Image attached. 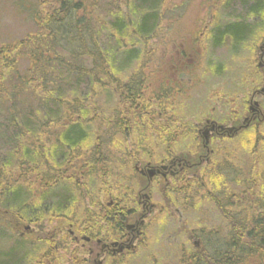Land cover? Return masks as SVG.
<instances>
[{
  "label": "rangeland",
  "instance_id": "374dc122",
  "mask_svg": "<svg viewBox=\"0 0 264 264\" xmlns=\"http://www.w3.org/2000/svg\"><path fill=\"white\" fill-rule=\"evenodd\" d=\"M122 1L125 2H120V7L124 8L126 18L132 17L129 19L132 23L127 25H138L137 23L141 21L143 15L133 14L130 11L134 0ZM249 1L251 0H222L220 2L166 0L165 5L160 8L165 10L161 14L166 22L165 24L162 23L161 26L169 28L170 32L165 34L163 38L160 35L159 27L154 30L150 29L149 32L152 31L148 32L149 34L146 36L160 35L157 42L149 41L147 43V39L143 40L140 37L141 41H137V43L142 45V51L139 54L141 57L138 61H131V64L125 58L126 47L131 46L130 40L139 39H130L126 33L127 28L121 32L111 33L109 39H106L104 32L105 37L103 36L100 40L96 52L101 51L100 53H103V50L105 55L104 53L103 55L100 54L93 63L106 64V60H109L117 72L116 83H125L131 75L135 76V68L147 69L157 64L156 75L146 71L148 75H141L139 80L141 82L142 79V83H150V86L142 85L145 87L143 90L146 95L153 98V106L146 110L152 117L155 115L156 118H162L160 114L158 117V112L162 108L158 100L162 98L165 92H168L172 100L169 97L164 98V105L168 106L166 113L171 115L170 119L176 115V119L173 124L171 120L166 124L160 119L127 120L128 126L123 128L124 131H121L117 127V121L112 126L108 124L109 121L101 120L121 118L120 115H117V112L120 111V106H118L119 95L117 92L111 95L109 90L101 91L96 99L95 108L99 117L89 119L88 142L86 141V145L85 143L80 144L79 148V161L76 165L82 163L84 166L77 167L81 169L78 172H76V165L72 171L67 169V173H71L72 177V179H68L59 172V169L66 165L68 147L62 148L56 137L60 134L58 131L61 125L68 123L67 106L63 105V99L70 101L74 98L72 94L74 95L75 92L77 94L80 90L77 89V80L78 74L81 72L66 68L71 67V54L73 52L76 55L80 54L83 49L73 51L74 47L69 46L71 48L69 49L57 41L51 44L54 53H50L49 60L44 65L50 66L46 70L51 75L58 77L57 80L61 82L66 92L64 95L63 93L62 95H55L54 101H51L53 103L49 102L44 97L45 94L42 93L40 87L33 86L30 88V85L25 86L19 83V77L38 74V69L33 63V60L35 61L34 56L32 55L31 58L30 55L25 54V52L32 50L28 44V38L30 37L31 44L32 41L33 44H48V38L42 35L44 34L41 33L43 31L40 32L38 25L34 22V13H36V19L43 16V12L38 11L40 8L39 0H0V43L28 39L27 43L18 49V53L22 51V55L20 54L18 58L15 57V69L3 82L6 92L0 93V169L11 171L8 173L9 175L13 174L14 177L19 178L24 185L30 183L29 187L31 188L26 192L23 186L20 188L21 194H19L20 197H25L24 203L30 202V206L25 205L24 208L20 206L10 207L13 210L12 214L6 212V209H3V204L0 203V264H11L13 261H15L13 264H41V261L44 260L42 255L45 254L46 250L53 248L54 243L59 244V249L54 254L57 259L56 263L91 264V258L87 255V251H83L79 245L75 246V241L67 234V229L72 227L70 222L76 226V220L80 221L79 226L81 228L85 227V222H92L93 215L89 211L94 212L91 206L99 194V187L117 186L121 188L124 183L131 186L134 182L126 179V173H122V168L117 166L119 162L115 161L116 156L109 158L108 151L105 150L131 147L141 150L144 145L139 143L144 142V136L142 137L140 134L143 132L154 133L150 128L151 126L164 127V129L158 130L159 133L153 134V137L154 135L157 136L158 141L162 142L161 147L190 148V146H186L189 144L187 138L191 137L188 127L182 139H180L182 135L176 134L173 140L166 139L169 136L165 128H169L172 132L177 126L188 125V121H193V119H188L190 108L194 112L193 118L195 120L203 119L206 115L221 117L219 110H225L224 113H236L242 108V90L245 94L246 106L250 99L248 90L264 83V66H257L259 47L264 40V8L257 15V18L249 17L247 21L249 32L244 38L235 40L231 34L224 32V30L227 23L238 21L237 19L243 9L241 5L249 3ZM96 2L100 3V6L98 3L96 6L99 8L98 17H95L96 7L94 11L89 0H84L80 12H83V15L87 12L98 21H106L107 15L113 16L112 14L116 10L111 7L109 0H96ZM101 2L103 9H100ZM107 10L110 14L106 15ZM108 20L111 22L120 20L121 23L126 24L123 18L116 15L109 17ZM208 23V37L205 38L203 34L201 40L194 43V36H198ZM216 31L218 33L224 32L225 37L219 41L218 39L215 40L213 35ZM118 33L123 35H118ZM217 35L216 33L215 38ZM104 43H108V46L104 47ZM160 45L161 47H158ZM178 49H183L186 53H183L184 63L179 61L178 58L180 57H177L175 53ZM83 56H77L72 63L78 67L82 63L87 69H91V58L87 55ZM172 56L175 58L173 59ZM44 58H46V54ZM101 59L103 60L101 61ZM173 64H175V74H178V70L188 72V74H181L176 80V75L172 73ZM28 68L31 71L30 74H27ZM102 79L108 81L105 76H102ZM170 83L175 84L178 90L168 91L169 88L165 86ZM69 87H73L74 93L68 90ZM1 89L3 88L0 86ZM170 101H173V105H169ZM262 107L264 109V100ZM121 122L124 126L125 121ZM259 124L258 133L264 134V119ZM180 130L179 128L178 132ZM240 143L241 141L236 139L219 144L225 149L220 151V155L213 158V162L218 166L207 165L208 170H217V173L211 175L210 179L212 183L217 182L219 185L223 179L218 193L222 201L225 200L228 191L238 190L235 184L239 181L245 191L252 192L255 189L260 192L259 198L255 200L256 205H258L259 200L264 203V149L257 146L252 152V150H245ZM97 144L98 146H96ZM94 147L100 148V151L96 152L98 156L91 150ZM84 149L86 153H89L88 160L84 156ZM240 149L242 150L240 151ZM8 154L15 156L14 158L9 157ZM186 157L188 164L198 161L196 156ZM105 158L107 164H112V166L104 170L100 168L102 166L97 162H101ZM204 164L195 165L188 169H195L199 173ZM4 165H6L5 168ZM256 167H258V171H256ZM98 168H100V172L96 170ZM257 172L261 176L260 187H253L254 181L258 180ZM98 174L108 175L102 181ZM44 178L48 179L50 183L49 189L47 191L36 190L33 186H38L39 181ZM25 179L31 182H27ZM89 194L92 197L87 199ZM249 198L250 196L246 193L245 200L247 201ZM54 199L61 201V203L51 206ZM98 199L102 203L106 200L105 197L101 196ZM155 201L160 204V199ZM176 202L179 204L180 213L151 216L152 223L146 226L145 236L141 239L138 238V246L135 251L109 258L104 264H188V258L193 255L195 250L189 242L191 239L187 238L188 232L185 233L183 228L195 229L196 231L205 229V232H201L203 245L201 244L200 247L202 249L196 253L202 252L206 242L222 241L221 218L211 200L197 199L195 196L180 194V199ZM34 203L39 206H31ZM66 206H69L70 211L65 209ZM258 209L257 207L255 211L253 200L248 205L245 202L244 217L255 218L259 213ZM137 211L139 213L140 208ZM8 216L14 217L16 220L23 218L32 229L21 238L20 232L25 231V224L16 225L13 229V221H10ZM103 232L102 229H99L96 230V234L93 232L91 234L94 235V238L100 236L107 238L102 235ZM76 235L80 237L82 231H76ZM36 238L40 240L41 238L54 239L55 242L51 241L46 247L39 246ZM42 264L47 263L45 261ZM257 264H264V259H260Z\"/></svg>",
  "mask_w": 264,
  "mask_h": 264
},
{
  "label": "trees",
  "instance_id": "16d2710c",
  "mask_svg": "<svg viewBox=\"0 0 264 264\" xmlns=\"http://www.w3.org/2000/svg\"><path fill=\"white\" fill-rule=\"evenodd\" d=\"M99 1V0H98ZM120 2L124 3L122 0H109V3L113 9H115V13L111 15L107 10V19L104 20H96L91 14L86 12L83 15V12H80L81 6L84 4V0H39L40 8L38 11L43 12V16L38 19L35 18L36 13H34V22L38 25L40 32L44 33L42 35L48 38L47 45H40L37 43L31 44V39H29V46L32 50L25 52V54L32 55L35 58L33 63L36 65L38 69V74L34 75H25L24 77H19V83L25 86L30 85V88L33 86H38L41 88L42 93L45 94L44 97L51 102L54 101L55 95H64L66 90L63 89V85L59 82L58 77L51 75L46 69L50 66L44 65L49 60L50 53L53 54L54 50L51 47L52 43L55 41L59 42L65 47L71 46L74 47L72 50H82L83 52L80 54H71V67L66 68L72 71L81 72L78 74L77 80V94L73 92V87H69L68 90L73 92L74 97L70 101L63 99V105L67 106L68 113V123L67 125H61L58 133H60L56 138L59 140L60 146L62 148L68 147V154L66 155L67 162L63 167L59 169V172L62 176L65 175L67 169L72 171L75 167L78 160L79 148L80 144L85 143L89 139L90 129L88 125L90 123L89 119H95V117H99L96 113V99L99 93L103 90H109L110 94L113 95L118 93L120 111L117 112V115H120V122H117V127L119 130L124 131V127L128 126L127 120L137 119H159L156 118L155 115L152 117L146 109L153 106V98L151 96H147L145 91L143 90L145 87H142V79L141 82L139 71L140 68H135V76L130 77V79L125 83H116L117 72L115 67L111 66L109 60H106V64H94L97 58L101 55H105L103 53L96 52L97 46L100 43V40L106 33V39L110 38V34L116 31H123L127 28V35L130 36V39H139V40H130L129 47H126L127 54H125V58L131 59V61L139 60L140 53L142 51L141 46L137 43L140 42V37L143 40H148L153 38L157 39L156 36H146L155 28L158 29L159 21L163 19L162 11L165 12L164 9H160L161 6H164L166 0H134L133 6L130 7V11L135 13L142 14L141 21H138V25L132 26L127 25L131 24L132 21H129L131 18H126L124 8L120 7ZM96 0H89V4L93 7L95 11V7L97 6ZM100 6V3H98ZM169 6V5H168ZM174 5H171V7ZM243 7L242 12L240 13V17L237 19L238 21H234L227 26L224 32H228L231 34L232 38L235 40H240L244 38L248 32L247 21L249 17L257 18V15L264 8V0H251L249 3H243L241 5ZM103 5L101 2L100 9H103ZM99 8L96 7V16ZM37 10V9H36ZM118 16L123 18L126 21V24L121 23L120 20L109 21V17ZM102 18V17H101ZM237 22V23H236ZM158 23V25H157ZM152 29L150 32L149 30ZM149 32V33H148ZM223 32V34H224ZM222 33H218L217 39H221L223 36ZM118 35H123L122 33H118ZM28 39L21 41H12L11 43H0V93H5L3 82L6 81L7 76L11 71L15 69L16 58L22 55V51L18 53V49L21 45L26 44ZM105 40V39H104ZM147 41V43H148ZM108 43H104L103 46L106 47ZM143 44V42H142ZM71 49V48H69ZM46 54V58H44ZM84 55L85 57L91 58L92 64L91 69H87L82 63L80 66H76L72 63L73 60L76 59L77 56ZM103 59H101L102 61ZM43 65V66H42ZM63 66V64H61ZM42 66V67H39ZM78 69V70H77ZM27 74H30V69H27ZM102 76L107 77L108 81H104ZM78 100V101H77ZM53 103V102H51ZM16 116V114H15ZM125 119V124L122 126V122ZM104 122L109 121L108 124L114 126L115 122L112 119H101ZM100 120V121H101ZM88 121V123H86ZM137 123V122H136ZM159 124V123H156ZM51 125V124H50ZM150 126V125H149ZM183 126V125H182ZM101 127V125H99ZM124 128V129H123ZM152 132L157 133L158 130L151 126ZM161 129L164 127L161 126ZM167 130V134L171 132L169 128H165ZM176 131L177 129H173ZM172 130V131H173ZM56 131V132H57ZM259 129L248 128L243 130L240 133L241 145L248 149L254 151V149L259 146L264 149V134L258 133ZM83 133V134H82ZM54 134V133H52ZM57 134V133H56ZM86 134V135H85ZM161 135V134H160ZM263 136V138H261ZM73 138V139H72ZM91 140V138H90ZM59 144H57L59 146ZM64 145V146H63ZM98 146V144L96 145ZM93 150V148L91 149ZM27 154V153H25ZM9 157L14 158V154H8ZM29 156V155H28ZM49 156V155H48ZM84 156L86 159H89V153H86L84 149ZM6 165H4L5 168ZM57 166V165H56ZM82 163L76 165V172H78ZM67 167V168H65ZM91 170V169H90ZM100 172V169H96ZM84 171V169H83ZM256 171H258V167H256ZM255 171V172H256ZM11 171L0 169V203L3 204V209H6V212L12 213L13 210L10 207L20 206L23 207L30 206V202H25V197H20L18 192L21 187H25L26 192L30 190L29 184H23L22 180L14 177L13 174H8ZM217 170H208V166L204 165L200 168L198 175L196 176V180L201 182L196 184L195 186H189L184 189L181 187V194H188L190 196H195L198 198H206L207 200H211L214 202L219 212L221 213V197H219L218 193L220 190V185L223 183V179L220 181V185L217 182L212 183L210 177L213 174H216ZM68 174V179H72L71 173ZM23 177V176H22ZM45 179V178H44ZM39 181L38 186L35 187L36 190H48L50 187V183L48 179ZM27 182H31L28 179H25ZM20 186V187H19ZM19 187V188H18ZM78 188V187H77ZM21 191V190H20ZM23 192V191H22ZM92 197L91 194L88 195L87 198ZM43 200V198H41ZM44 201V200H43ZM245 202H247L245 200ZM61 201H56L54 199V206ZM248 205V204H247ZM31 206L38 207L39 205L32 204ZM259 212L261 214L252 218L243 219V227L236 228L234 227L232 232L231 245L228 244L227 252L224 249V243L221 242H206L205 247L201 253H196L193 256L194 262L190 264H257L260 259H264V203H258ZM65 209L70 211L69 206H66ZM118 215L116 214L115 217ZM10 221H13L14 227L21 226L22 224H27L23 218L16 220L14 217L8 216ZM39 219V218H38ZM44 219V218H40ZM16 222V224H15ZM241 231V233H240ZM242 232H244V239L242 238ZM37 239V238H36ZM35 240V239H34ZM39 246L42 245L46 247L47 244L50 243L48 238H41V240L37 239ZM36 243V242H35ZM10 258V256H7ZM43 258L44 255H43ZM49 258V257H48ZM53 260V257H50L49 260ZM14 260V259H12ZM50 260V261H51ZM15 263V261H13ZM11 263V264H13Z\"/></svg>",
  "mask_w": 264,
  "mask_h": 264
},
{
  "label": "flooded vegetation",
  "instance_id": "af4514ba",
  "mask_svg": "<svg viewBox=\"0 0 264 264\" xmlns=\"http://www.w3.org/2000/svg\"><path fill=\"white\" fill-rule=\"evenodd\" d=\"M162 23H166L164 19L159 21L160 35H162L164 38L165 34H168L170 31L169 28L161 26ZM227 26H229V24L226 25L225 28ZM208 31L209 23L205 29L198 34L199 36H194L193 42H199L203 37V34L205 38L208 37ZM216 33L218 34L217 31ZM221 33L223 34V32ZM226 33L228 32L226 31ZM160 35H158L157 39L152 38V41L157 42ZM215 35H213V38L216 40L217 38H215ZM224 37L225 35L223 34L222 38ZM158 47H161V45ZM259 48L260 52L257 55V66L261 67L264 66V40L262 41ZM175 53L177 57H180L178 58L179 61L184 63L185 60L183 58V53H185V51L183 49H178L175 51ZM172 58L174 59L175 56H172ZM126 60L129 63L131 62V59L126 58ZM172 67V73L176 75V80L179 75L188 74V72L181 70H178V74H175V64H173ZM157 70L156 64L152 68H141L139 73L141 75H148V73H146V71H148L151 72L149 74L156 75ZM142 85L149 86L150 83L143 82ZM258 85V87L255 86L252 90H248L250 99L248 100L246 106V99L244 98L245 94L242 90V108L239 111H236V113H234L232 116L222 117L223 119H227L226 121L217 120L221 119V117H211L209 115H206L203 117V119L195 120L193 118L194 112L192 108H190V117H188V119H193L192 123L188 121V125L185 124L182 127L177 126L175 129L179 130L180 128L181 130L179 132L178 130L169 132L167 134L169 137L166 138L173 140L176 134H178L182 135L180 137V139H182L188 127L191 137L187 138V140H189V144L186 146H190V148L179 149L161 147L162 142L160 143L158 141L157 136L154 135L153 137L155 132L149 134L148 132H143L140 134L142 137L144 136V142L139 143L144 145L141 150L133 147L126 149L109 148L105 150L108 151L109 158L111 156H116L115 161L119 162L117 166L122 168V173H126V179L134 182H132L131 186H129L128 183H124L122 184L121 188L117 186L110 188L99 187V194L95 197V200L93 199L94 202L92 203L91 207L97 213L94 217L95 225L93 227V234H96V230L102 229L104 231L102 235L106 236L108 239L102 236L99 238H94V235L92 236L90 232L84 229L81 230L82 234L89 238L85 241L79 240L76 242L74 235H71L72 240L75 241L74 245H79L83 251H87V255L89 258H91V264H104L109 258H115L117 255H125L127 252H134L138 246V238L141 239L145 236L146 226L152 223L151 216H166L167 214L175 215L176 213H180V207H178L179 204H177L176 201L180 199L181 187H184L185 189L186 187L195 186L196 184L201 183L196 180V176L198 175L196 174L197 171H195V169H192V171L188 168H191L195 165L201 166L203 163H205V166L208 164L218 166V164L215 165L213 162V158H215L217 155H220V151L225 149L220 147L219 144L227 140L236 139L240 142L241 138L239 135L243 132V130L247 128L257 129L260 121L264 119V109L262 107V101L264 100V83L263 85ZM165 87L169 88L168 91H175V89L176 91L178 90L175 84L171 83ZM169 96L170 94L165 92L162 95V98L158 100L159 105H162V108L158 112V117L160 114L162 116V118H159L160 120H163L166 124L169 120H171V123L173 124L176 119V115L172 116V119H170L171 115L166 113V108H168V106L166 104L164 105V98H168ZM169 98L172 100L171 97ZM169 105H173V101H170ZM116 121H118V119H114V122ZM153 127L157 128V130L161 129V126ZM191 130L192 132L190 133ZM157 133H159V131ZM241 150L242 149H240V151ZM245 150L248 149L245 148ZM93 151L96 153L100 151V148L94 147ZM186 156H196L198 161L188 164L186 162ZM106 158L101 162H97L102 166L100 168H103L104 170L109 169L112 166V164H107ZM193 174L196 175L191 176ZM107 175L108 174H98L102 181ZM65 176L68 177L67 172L65 173ZM257 176L258 180H255L254 184L252 183L253 187H260L261 176L258 174V172ZM240 184L241 183L239 181L236 182L235 185H237L238 190L233 189V191H228L225 195V200H221V213L219 212L216 205L213 204L214 202H211L221 218V235L225 252H227L228 244L231 245V241H234L232 239L234 227H243L246 193H248L250 196V198L247 200V204L253 200V207L255 208V211L258 207V205L255 204V200L259 198L260 192L255 189H253L252 192H245L242 184ZM99 196L105 197L106 200L104 203L98 199ZM159 199L160 204L155 201H159ZM197 199L203 198L197 197ZM258 203H261L260 200ZM138 208H140L139 213L137 211ZM116 214L118 215L117 217H115ZM260 214L261 212H259L257 215L259 216ZM183 231L185 233L188 232L187 238L191 239L189 242L192 244L195 250L193 255L188 258V264H190L194 262L193 256H195L196 252L202 249L200 247L202 244L201 232H205V229L196 231L195 229L183 228ZM73 233L75 234L76 232L74 231ZM243 235L244 232H242V238L244 239Z\"/></svg>",
  "mask_w": 264,
  "mask_h": 264
},
{
  "label": "bare ground",
  "instance_id": "6f19581e",
  "mask_svg": "<svg viewBox=\"0 0 264 264\" xmlns=\"http://www.w3.org/2000/svg\"><path fill=\"white\" fill-rule=\"evenodd\" d=\"M77 70H78V69H77ZM68 77H69V75H68ZM69 78H70V77H69ZM69 80H70V79H69ZM70 82H71V81H70ZM75 82H76V81H75ZM73 85H74V84H73ZM58 95H59V94H58ZM58 99H59V98H58ZM50 111H51V110H50ZM82 134H83V133H82ZM85 135H86V134H85ZM72 139H73V138H72ZM87 142H88V141H87ZM83 145H84V144H83ZM83 145H82V146H83ZM85 145H86V144H85ZM63 146H64V145H63ZM62 156H63V155H62ZM50 160H51V159H50ZM57 160H58V159H57ZM51 165H52V164H51ZM52 166H53V165H52ZM19 187H20V186H19ZM19 187H18V188H19ZM20 190H21V189H20ZM23 191H24V190H23ZM19 192H21V191H19ZM25 193H26V192H25Z\"/></svg>",
  "mask_w": 264,
  "mask_h": 264
}]
</instances>
